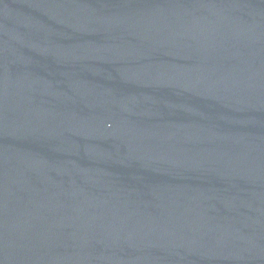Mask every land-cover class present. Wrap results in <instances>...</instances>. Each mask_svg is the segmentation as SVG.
Returning <instances> with one entry per match:
<instances>
[{"label":"water","instance_id":"1","mask_svg":"<svg viewBox=\"0 0 264 264\" xmlns=\"http://www.w3.org/2000/svg\"><path fill=\"white\" fill-rule=\"evenodd\" d=\"M0 264H264V0H0Z\"/></svg>","mask_w":264,"mask_h":264}]
</instances>
